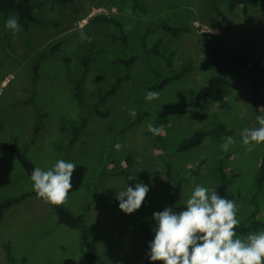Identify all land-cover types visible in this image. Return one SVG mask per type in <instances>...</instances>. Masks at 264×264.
Returning a JSON list of instances; mask_svg holds the SVG:
<instances>
[{
  "label": "rangeland",
  "instance_id": "rangeland-1",
  "mask_svg": "<svg viewBox=\"0 0 264 264\" xmlns=\"http://www.w3.org/2000/svg\"><path fill=\"white\" fill-rule=\"evenodd\" d=\"M138 1L145 11L134 8L132 0L46 3L34 15L56 22L41 25L30 21L27 30L20 26L13 33L8 29L6 36L1 32L0 15V140L15 138L35 167L44 170L57 159L76 164L73 186L61 205L74 214H80L88 205L84 220L105 264H142L147 251L142 228L151 230L152 213L172 207V185L163 173L159 145L148 130L157 113L170 118L162 125L161 133L166 150L171 151L174 173L184 175L204 159L199 174L182 184L180 203L184 204L197 184L214 189L212 168L217 158L228 153L224 158L225 168L236 176L228 185L227 198L237 199V218L240 222L247 221L253 208L256 174L264 159V143L249 148L241 142L242 129L258 127L255 118L264 115V75L254 86L252 73L206 50L207 46L218 45L229 53L244 54L264 64V0L248 4L246 14L242 4L230 10L229 0H215L221 15L231 23L216 15L213 0ZM96 15H108L121 22L130 52L110 38L115 31L113 24L92 21ZM161 18L189 30L174 36L160 27L148 34V44L160 36V49L173 54L170 66L160 56L151 53L144 56L159 73L156 76L144 66L138 38L144 26L153 27ZM81 33L91 39L82 40ZM57 42L58 51L41 60L39 78L34 84V101L46 115L31 142L34 109L26 100L32 87V61L41 50ZM89 49L88 70L81 84L85 98L82 101L75 81L82 76L81 60ZM131 53L135 58L126 65L124 61ZM119 58L124 61H118ZM184 65L190 68L179 79L161 89H148ZM215 75L226 78L225 98L194 107L183 115L176 114L181 102ZM117 76L124 77L117 90L96 104L98 94ZM254 89L259 113L252 101ZM148 91L158 92V98L146 100ZM88 109L85 127L76 142L69 144L68 125L77 124ZM132 111L135 116L131 115ZM241 112L245 113L243 119ZM219 124H224L230 133L219 138L208 136L200 145L186 151H172L195 130ZM229 136L235 142L225 151L221 145ZM117 143L121 145L119 150L114 148ZM122 169L127 173H119ZM102 170L108 172L101 174ZM137 182L149 185L150 191L138 210L125 214L118 208L115 193ZM32 189V181L20 162L0 150V201ZM256 201L260 208L258 217H262L264 182ZM261 230L264 228L237 235L244 238ZM6 242L10 243L13 257L23 261L22 264H94L83 255L79 230L59 224L53 207L37 195H29L2 214L0 264H10L5 255Z\"/></svg>",
  "mask_w": 264,
  "mask_h": 264
},
{
  "label": "trees",
  "instance_id": "trees-1",
  "mask_svg": "<svg viewBox=\"0 0 264 264\" xmlns=\"http://www.w3.org/2000/svg\"><path fill=\"white\" fill-rule=\"evenodd\" d=\"M69 0H0V15H1V32L3 36H6L8 33V29L5 28V22L9 17H15L18 19L19 25L24 29L27 30L30 21L39 22L41 25H45L48 23H54L56 20H46L39 16L34 15V11L40 8L42 5L46 3H65ZM260 0H229L228 8L232 10L236 4L243 5V13L246 14L248 4L257 3ZM132 5L134 8L145 11V7L138 1L132 0ZM214 11L216 15L223 17L227 23H231V21L226 17L222 16L220 11L217 9L215 0H213ZM92 21L94 22H103V23H111L115 26V31L110 34V38L113 41H117L120 43L123 49L130 52V46L127 40V35L124 33L121 22L117 19H114L108 15H96L92 17ZM163 28L166 32L177 35L180 32H186L189 30L187 26L184 25H170L164 19H160L157 23L150 27L149 25L144 26L143 30L139 34V46L140 51L139 55L143 58L142 61L144 63L145 68L151 72L152 74L159 76V73L150 65L149 61L144 57L146 54L151 53L157 56H160L165 61L167 66L171 65L172 56L173 54L170 52L168 54L164 53L160 49L161 44V37L157 36L153 39L151 44H148L147 37L148 34L154 32L158 28ZM59 42L55 43L52 46H49L43 50H41L38 54H36L32 61V72H31V82L32 87L30 90V95L26 100V103L30 104L34 109V124L32 127V139L31 142L34 140L35 136L42 128V122L45 117V112L41 110V108L35 103L34 98L36 95V90L34 84L36 80L39 78V65L42 59L47 57L50 54H54L59 49ZM207 51L214 54L218 59L236 64L243 69L247 70L248 72L253 74V82L254 86H256V82L258 79L264 75V64H261L258 61L253 60L252 58L240 54V53H229L225 51L222 47L218 45H210L207 46ZM91 56V50H87L86 53L83 55L81 63H82V76L75 81V89L79 95V98L84 101V95L82 90V82L84 80V75L88 70V61ZM135 58V55L131 53L128 60L124 61L121 58L118 61H124L126 65H129ZM190 66L184 65L176 72L163 77L157 83L150 86L148 89H161L165 85L169 84L170 82L179 79L182 75H184ZM123 76H117L115 80L110 84V86L103 92L99 93L95 103H100L105 100L109 95L113 94L117 88L119 87L121 81L123 80ZM228 93L227 81L223 75H215L208 79L206 85L201 87L198 91L193 93V96L181 102L176 114L183 115L188 113L194 107H202L207 102H221ZM252 101L255 107L256 112L259 113V109L257 107V100H256V93L255 89L252 93ZM90 109L80 118L79 122L75 125H68L70 130V137H69V144H73L79 138V135L82 129L85 127L88 117H89ZM170 120L169 117H160L157 113L153 119L152 125L158 127L160 132L158 135L154 136L156 142L159 145V150L161 152L160 160L163 165V173L168 180L169 183L172 185V189L170 192V205L174 208V210L179 211L184 207L183 203H180V191L182 184L187 181L190 177L196 176L199 174V170L201 165L204 162V159H200L194 168H189L184 175H179L178 173H174L171 168V161H170V153L171 151H167L164 144L163 135L161 133V127L163 124ZM131 123H129V126ZM230 131L225 127L224 124H219L213 128L203 129L199 128L194 131V133L189 137L181 141L177 144L172 151L174 152H181L192 149L202 143L204 138L211 136L214 138H219L223 135L229 134ZM0 150L4 151L14 158H16L22 167L25 169L26 173L30 177L31 171L35 168V165L28 159L25 154V151L20 148L18 145L17 140L11 139L8 141L0 140ZM229 154L226 153L224 156L219 157L216 159V162L212 168L213 177L216 182V186L213 190H215L221 196L227 197V188L231 182V179L236 176L234 171H227L224 165V158L227 157ZM129 161V160H127ZM108 171L102 170L101 174H105ZM119 173L126 174L127 171L122 169ZM264 182V159H261V162L258 167V171L256 174V181H255V191L252 195L251 203L253 204V208L250 212L249 219L244 222H240L235 231L238 234H245L250 230L256 229L258 227L264 228V209L262 211V217H258L260 213V208L256 201V195L260 190L262 183ZM29 195H36L33 189L22 195L17 197L6 198L0 201V219L4 211L13 204L19 203L23 201ZM235 204L237 206V199H235ZM51 205V204H50ZM56 212L57 221L59 224L66 225L70 228H74L79 230L80 232V239H81V249L83 255L86 260L94 263V264H105L104 259L100 255L95 243L90 238V231L89 228L84 220V213L88 208V205L83 209L80 214H74L68 208L63 205H51ZM144 237L146 239V245L149 240L152 238L151 230L144 226L142 228ZM5 255L7 260L10 264H22L23 261L16 260L11 251H10V243L6 242L4 244ZM142 264H150L148 257L145 256ZM157 264V262H155Z\"/></svg>",
  "mask_w": 264,
  "mask_h": 264
},
{
  "label": "clouds",
  "instance_id": "clouds-1",
  "mask_svg": "<svg viewBox=\"0 0 264 264\" xmlns=\"http://www.w3.org/2000/svg\"><path fill=\"white\" fill-rule=\"evenodd\" d=\"M19 27L15 17H9L5 22V28L13 33ZM80 38L91 39L84 33ZM158 96V92L148 91L145 99L150 101ZM131 115L135 116V111ZM244 116L241 112L240 118ZM255 119L258 127H245L241 131V142L249 148L264 143V115H257ZM148 130L153 135L160 132L151 124ZM234 142L229 136L221 148L227 151ZM114 148L119 150L121 145L117 143ZM75 167L72 161L57 159L47 170L33 168L30 174L33 191L51 205L63 204L73 186ZM149 191V185L143 182L127 184L115 193L119 210L125 214L135 212ZM152 221V238L147 242L146 251L150 264H264V230L251 232L244 238L237 235L235 228L240 221L235 201L209 187L197 184L181 210L166 206L152 213Z\"/></svg>",
  "mask_w": 264,
  "mask_h": 264
},
{
  "label": "crops",
  "instance_id": "crops-1",
  "mask_svg": "<svg viewBox=\"0 0 264 264\" xmlns=\"http://www.w3.org/2000/svg\"><path fill=\"white\" fill-rule=\"evenodd\" d=\"M96 245V244H95Z\"/></svg>",
  "mask_w": 264,
  "mask_h": 264
}]
</instances>
